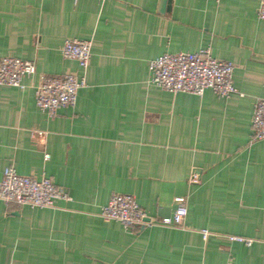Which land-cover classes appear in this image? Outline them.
<instances>
[{
  "label": "crops",
  "instance_id": "0c3cea01",
  "mask_svg": "<svg viewBox=\"0 0 264 264\" xmlns=\"http://www.w3.org/2000/svg\"><path fill=\"white\" fill-rule=\"evenodd\" d=\"M259 2L0 0V58L37 66L24 89L0 87V181L13 166L72 197L55 209L0 201V264H264V140L251 141L264 100ZM69 39L93 42L87 85L75 107L50 117L35 87L41 76L82 75L62 55ZM201 49L234 64L236 94L149 83L151 60ZM114 194L133 196L154 220L183 197V228L127 231L100 217Z\"/></svg>",
  "mask_w": 264,
  "mask_h": 264
},
{
  "label": "built area",
  "instance_id": "2783aa9c",
  "mask_svg": "<svg viewBox=\"0 0 264 264\" xmlns=\"http://www.w3.org/2000/svg\"><path fill=\"white\" fill-rule=\"evenodd\" d=\"M256 17L264 21V0H260L258 4ZM92 47V40L69 39L64 42L61 48L63 57L76 61L82 75L41 76L39 84L35 87V103L39 110L54 117L62 108L75 107L79 90L87 85L86 74L90 66ZM234 69L233 63L213 58L209 49L193 53H168L150 61L149 83L170 94L185 93L201 97L205 91H210L218 98L228 99L237 93L232 83ZM36 73L37 66L34 61H24L11 56L0 58V87L24 89L25 78ZM251 130L252 142L264 140L263 99L254 103ZM37 136L39 141H43L46 133L38 132ZM49 158L50 156L46 154L45 160L48 161ZM190 182H197L195 175H192ZM59 200L71 201L72 197L50 178L22 176L13 166L5 168L0 181V201L5 204L32 209H55ZM174 202L176 206L171 216L154 220L133 196L114 194L101 208L100 217L120 223L127 231L151 227L183 228V221L187 215L186 199L178 197ZM201 235L206 241L210 234L207 230H202ZM229 239L244 241L233 237Z\"/></svg>",
  "mask_w": 264,
  "mask_h": 264
},
{
  "label": "water",
  "instance_id": "95a60500",
  "mask_svg": "<svg viewBox=\"0 0 264 264\" xmlns=\"http://www.w3.org/2000/svg\"><path fill=\"white\" fill-rule=\"evenodd\" d=\"M165 1H166V0H164V2H165ZM161 11H164V9L162 8Z\"/></svg>",
  "mask_w": 264,
  "mask_h": 264
}]
</instances>
